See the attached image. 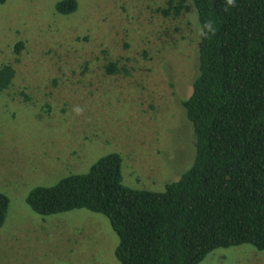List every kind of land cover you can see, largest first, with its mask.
<instances>
[{
  "label": "rangeland",
  "instance_id": "1",
  "mask_svg": "<svg viewBox=\"0 0 264 264\" xmlns=\"http://www.w3.org/2000/svg\"><path fill=\"white\" fill-rule=\"evenodd\" d=\"M63 1L76 10L57 12ZM167 6L0 0V68L14 70L0 89V194L9 202L0 264H119L105 216H40L29 193L86 174L110 154L121 157L122 185L138 191L163 192L190 167L195 133L182 103L196 77L199 34L190 0L175 18L161 15ZM200 264H264V251L216 249Z\"/></svg>",
  "mask_w": 264,
  "mask_h": 264
},
{
  "label": "trees",
  "instance_id": "2",
  "mask_svg": "<svg viewBox=\"0 0 264 264\" xmlns=\"http://www.w3.org/2000/svg\"><path fill=\"white\" fill-rule=\"evenodd\" d=\"M190 1L197 28L211 20L216 34L199 35L196 77L182 103L195 133L188 170L163 192L132 190L121 183V157L110 154L26 198L40 216H105L119 264H200L216 249L242 245L264 251V0ZM69 4L57 12L73 13ZM185 4L168 0L160 13L178 17ZM13 76L10 66L0 68L1 90ZM8 204L0 194V228Z\"/></svg>",
  "mask_w": 264,
  "mask_h": 264
},
{
  "label": "clouds",
  "instance_id": "3",
  "mask_svg": "<svg viewBox=\"0 0 264 264\" xmlns=\"http://www.w3.org/2000/svg\"><path fill=\"white\" fill-rule=\"evenodd\" d=\"M227 5L232 7L235 6V0H227ZM198 34L202 37L209 38V36H214L216 34V28L213 25L211 20L204 23L202 27L198 26ZM76 115H81L83 109L79 106L74 107L73 109Z\"/></svg>",
  "mask_w": 264,
  "mask_h": 264
}]
</instances>
